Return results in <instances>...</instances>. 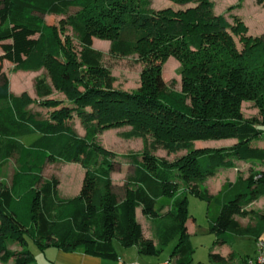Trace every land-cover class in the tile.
<instances>
[{
  "label": "trees",
  "instance_id": "16d2710c",
  "mask_svg": "<svg viewBox=\"0 0 264 264\" xmlns=\"http://www.w3.org/2000/svg\"><path fill=\"white\" fill-rule=\"evenodd\" d=\"M170 1L178 7L154 9L149 0H0V165L16 155L10 184H0L1 262L36 264L28 239L40 251L54 246L115 258L114 240L158 255L178 237L168 263L189 264L188 193L206 200L208 228L218 244H230L235 235L264 236V212L254 225L241 226L233 217L264 196V171L251 169L245 178L226 180L213 195L197 187L220 169L237 168L238 161L264 166V146L256 144L264 134V33L247 34L236 13L215 14L211 0ZM70 7L78 9L65 24L79 53L72 37L61 38L56 25L44 20ZM94 37L110 40L111 54L136 55L143 63L135 90L112 86L101 53L91 47ZM169 57L180 64L179 89L163 85ZM4 61L13 71L46 68L51 84L38 79L37 95L46 96L53 87L70 102L40 100L39 106L53 110L39 118L27 109L34 101L29 95L9 91ZM244 101L253 103L257 115L244 117ZM74 114L85 125L83 136L68 124ZM122 126L130 127L124 137L142 138L145 148L131 155L132 170L118 198L109 177L111 152L93 138L97 130ZM223 138L235 141L226 148L193 146L195 140ZM158 148L186 152L167 161L152 154ZM48 160L82 165L78 194L57 198V181L42 178ZM137 206L155 219L157 244L143 237ZM16 242L19 250L8 247ZM234 255L210 253V258L228 264Z\"/></svg>",
  "mask_w": 264,
  "mask_h": 264
},
{
  "label": "rangeland",
  "instance_id": "374dc122",
  "mask_svg": "<svg viewBox=\"0 0 264 264\" xmlns=\"http://www.w3.org/2000/svg\"><path fill=\"white\" fill-rule=\"evenodd\" d=\"M214 3V13L222 15H230L236 13L247 27V34L251 36L264 33V4L257 3L256 0H211ZM150 7L154 9L178 6L170 0H149ZM235 5L236 8L227 12L228 7ZM78 8L70 7L65 14H55L50 17L44 16V20L48 23L55 24L58 28L59 35L64 38V35L72 37V44L76 53L80 52V47L77 40L73 36V32L65 24V20L69 14H73ZM231 22V19H230ZM240 47V44H237ZM94 50L101 53V64L109 71L112 79V86L114 88L132 91L140 85V72L144 67L136 55L122 56L111 54L109 51L110 40L100 37H94L91 46ZM3 69L9 79V91L14 95L26 93L34 100L27 106L28 110L38 112L39 118H47L48 109L39 106L37 103L42 99L59 100L62 103H69L70 101L66 95L52 87L51 93L40 97L36 92V81L44 79L46 83L51 84V77L46 68H41L34 72L29 71H13L12 65L3 63ZM163 85L170 88H180V64L174 57H169L162 68ZM52 86V85H51ZM1 105V104H0ZM241 110L244 117L249 118L257 115V109L252 102L244 101L241 104ZM68 124L72 127L78 136L85 135V125L74 114L68 120ZM129 126L110 127L106 129L97 130L94 135V142L105 150L111 152L108 158L112 162V169L109 172L111 190L118 198L123 197L124 182L126 176L132 170L130 166L131 155L141 154L144 150V142L142 138L123 136V132L128 130ZM235 141L234 138L223 139H206L195 140L193 146L196 148H226ZM264 143V134L261 136V141H256V144L261 146ZM156 157L172 161L183 155L186 151L184 149L176 152H167L165 149L158 148L151 150ZM101 158V157H100ZM16 167V155L12 152L4 164L0 165V184L8 186L13 171ZM254 173L264 171L262 165H250L247 162L238 161L237 168L220 169L213 175L206 176L202 181L198 182L197 187L203 191L205 190L209 195H213L219 191L224 181H234L235 178L241 176L245 178L250 170ZM84 176V168L79 162H66L63 160H48L45 163L42 178L43 180L55 179L57 181L56 194L57 198L65 199L78 194L82 187ZM183 186L182 184H180ZM181 190V187L178 190ZM187 211L189 218L186 222L188 228V238L192 246V264H226L212 256L209 262V252L212 248V253L227 254L229 251L234 252V259L228 264H241L243 259L254 254L255 238L246 235H235L230 244L220 245L215 239L214 233L208 228V218L206 216L207 202L195 194L188 193ZM264 212V196H261L251 204L243 207L240 214H235L233 217L241 226L254 225L261 219ZM136 220L140 219L144 224V231L146 235L151 232V226L145 222V216L141 211V207L137 206L134 209ZM178 237L171 239L158 254V256L167 257L170 255L172 247L176 243ZM16 248H20L19 243L15 244ZM33 253L39 262L45 256V252L39 251L35 245L28 239L25 244ZM15 248V247H13ZM12 249V248H10ZM16 250V249H15Z\"/></svg>",
  "mask_w": 264,
  "mask_h": 264
},
{
  "label": "crops",
  "instance_id": "0c3cea01",
  "mask_svg": "<svg viewBox=\"0 0 264 264\" xmlns=\"http://www.w3.org/2000/svg\"><path fill=\"white\" fill-rule=\"evenodd\" d=\"M50 17L51 15H45ZM93 43V41H92ZM8 63L7 61H4L3 63ZM11 65V64H10ZM37 71V70H36ZM27 72V71H26ZM29 72H34V70H29ZM264 146V143L261 145ZM189 218V217H188ZM188 220V219H187ZM186 220V222H187ZM138 221L141 224L142 227V234L144 238H150L152 239L154 244L158 243V237L156 234V221L155 219H147L145 218V222H148L151 226V232H148L146 235L144 231V224L143 222L138 219ZM187 227V224H186ZM188 232V228H187ZM264 235V233L262 234ZM16 243H11L8 245L9 248H12L13 250H19L20 248H16ZM114 249L116 250L117 257L115 258H102L99 256H95L89 253H83L79 251H73V252H67L62 249H59L54 246H48L43 251L45 252V256L41 262L37 260L35 257L36 264H167L168 260L170 259V255H168L166 258L163 256L158 255H148L143 254L138 251V247L136 245L130 246V247H123L121 246L117 241H113ZM222 246V245H221ZM15 247V248H13ZM40 251V250H39ZM212 253V248L209 252V254ZM229 251L227 252V254ZM220 254V253H218ZM227 254H220L222 257H225ZM210 256H209V262H210ZM218 259V258H217ZM219 260V259H218ZM0 264H13L12 260H8L7 262H1ZM189 264H192V259ZM201 264V261H200ZM212 264V262L210 263Z\"/></svg>",
  "mask_w": 264,
  "mask_h": 264
},
{
  "label": "built area",
  "instance_id": "2783aa9c",
  "mask_svg": "<svg viewBox=\"0 0 264 264\" xmlns=\"http://www.w3.org/2000/svg\"><path fill=\"white\" fill-rule=\"evenodd\" d=\"M243 264H264V236L255 240L254 254L246 258Z\"/></svg>",
  "mask_w": 264,
  "mask_h": 264
}]
</instances>
